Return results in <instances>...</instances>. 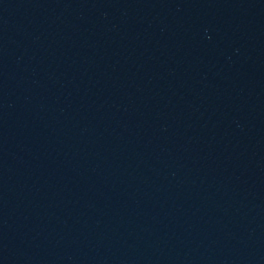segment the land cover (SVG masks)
<instances>
[{
  "label": "water",
  "instance_id": "1",
  "mask_svg": "<svg viewBox=\"0 0 264 264\" xmlns=\"http://www.w3.org/2000/svg\"><path fill=\"white\" fill-rule=\"evenodd\" d=\"M0 264H264V0H0Z\"/></svg>",
  "mask_w": 264,
  "mask_h": 264
}]
</instances>
